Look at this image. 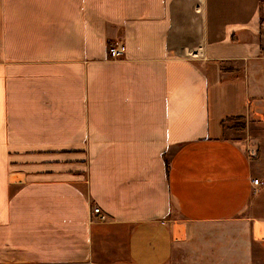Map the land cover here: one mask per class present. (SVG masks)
Wrapping results in <instances>:
<instances>
[{"label":"crops","instance_id":"1","mask_svg":"<svg viewBox=\"0 0 264 264\" xmlns=\"http://www.w3.org/2000/svg\"><path fill=\"white\" fill-rule=\"evenodd\" d=\"M263 13L0 0V264H171L191 227L236 221L264 249Z\"/></svg>","mask_w":264,"mask_h":264},{"label":"rangeland","instance_id":"2","mask_svg":"<svg viewBox=\"0 0 264 264\" xmlns=\"http://www.w3.org/2000/svg\"><path fill=\"white\" fill-rule=\"evenodd\" d=\"M260 118L264 121V117ZM253 122L259 126V120ZM235 127L234 141L247 147L245 125L238 123ZM250 133L264 138V126ZM189 233L188 239L176 248L171 264H264V249L252 241L246 223L203 225L195 230L191 227Z\"/></svg>","mask_w":264,"mask_h":264},{"label":"built area","instance_id":"3","mask_svg":"<svg viewBox=\"0 0 264 264\" xmlns=\"http://www.w3.org/2000/svg\"><path fill=\"white\" fill-rule=\"evenodd\" d=\"M262 26L264 27V13H263V20ZM126 52V48L122 42H113L109 45V54L112 59H121ZM254 183L256 185L259 184V180H255ZM94 214H96L101 221H106L107 216L102 212L100 208L95 207L93 209Z\"/></svg>","mask_w":264,"mask_h":264},{"label":"trees","instance_id":"4","mask_svg":"<svg viewBox=\"0 0 264 264\" xmlns=\"http://www.w3.org/2000/svg\"><path fill=\"white\" fill-rule=\"evenodd\" d=\"M234 121V120H233ZM238 121H240V119H238Z\"/></svg>","mask_w":264,"mask_h":264},{"label":"bare ground","instance_id":"5","mask_svg":"<svg viewBox=\"0 0 264 264\" xmlns=\"http://www.w3.org/2000/svg\"><path fill=\"white\" fill-rule=\"evenodd\" d=\"M177 233V232H176ZM178 234V233H177ZM179 235V234H178Z\"/></svg>","mask_w":264,"mask_h":264}]
</instances>
